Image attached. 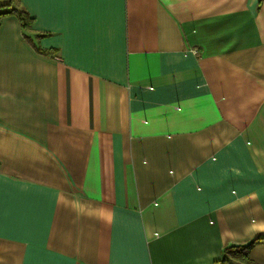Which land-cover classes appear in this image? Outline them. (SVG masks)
Segmentation results:
<instances>
[{
	"label": "crops",
	"instance_id": "0c3cea01",
	"mask_svg": "<svg viewBox=\"0 0 264 264\" xmlns=\"http://www.w3.org/2000/svg\"><path fill=\"white\" fill-rule=\"evenodd\" d=\"M10 7L0 264H223L264 236V0Z\"/></svg>",
	"mask_w": 264,
	"mask_h": 264
},
{
	"label": "trees",
	"instance_id": "16d2710c",
	"mask_svg": "<svg viewBox=\"0 0 264 264\" xmlns=\"http://www.w3.org/2000/svg\"><path fill=\"white\" fill-rule=\"evenodd\" d=\"M13 1H8V3L3 4V6H11V3ZM14 14L19 22L22 28H27L31 25V20L27 15V12L23 8H16V7H10L8 10L1 11L0 16L4 14ZM264 240V236H260L256 238L254 241H261ZM254 241H250L244 244H230L224 246L222 253L223 257L221 262L223 264H253L248 256V251L250 249L251 244L254 243Z\"/></svg>",
	"mask_w": 264,
	"mask_h": 264
},
{
	"label": "rangeland",
	"instance_id": "374dc122",
	"mask_svg": "<svg viewBox=\"0 0 264 264\" xmlns=\"http://www.w3.org/2000/svg\"><path fill=\"white\" fill-rule=\"evenodd\" d=\"M7 0H0V3H2V2H6Z\"/></svg>",
	"mask_w": 264,
	"mask_h": 264
}]
</instances>
